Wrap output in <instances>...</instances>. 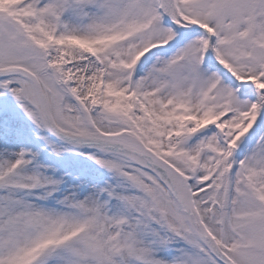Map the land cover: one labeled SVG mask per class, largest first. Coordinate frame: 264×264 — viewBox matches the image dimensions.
I'll return each instance as SVG.
<instances>
[{
  "label": "snow or ice",
  "instance_id": "snow-or-ice-1",
  "mask_svg": "<svg viewBox=\"0 0 264 264\" xmlns=\"http://www.w3.org/2000/svg\"><path fill=\"white\" fill-rule=\"evenodd\" d=\"M0 264H264V0H0Z\"/></svg>",
  "mask_w": 264,
  "mask_h": 264
}]
</instances>
